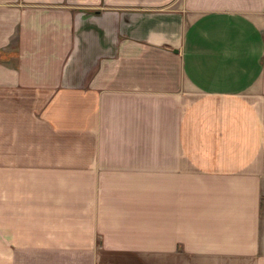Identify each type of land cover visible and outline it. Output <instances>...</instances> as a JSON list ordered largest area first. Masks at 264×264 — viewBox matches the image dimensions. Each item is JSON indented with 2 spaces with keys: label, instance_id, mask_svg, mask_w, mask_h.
I'll list each match as a JSON object with an SVG mask.
<instances>
[{
  "label": "crops",
  "instance_id": "obj_1",
  "mask_svg": "<svg viewBox=\"0 0 264 264\" xmlns=\"http://www.w3.org/2000/svg\"><path fill=\"white\" fill-rule=\"evenodd\" d=\"M0 264H264V0H0Z\"/></svg>",
  "mask_w": 264,
  "mask_h": 264
}]
</instances>
